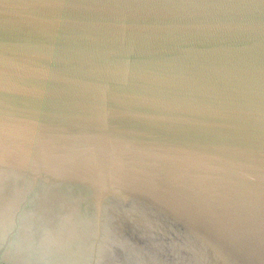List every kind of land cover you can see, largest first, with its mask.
I'll use <instances>...</instances> for the list:
<instances>
[{
  "label": "water",
  "instance_id": "1",
  "mask_svg": "<svg viewBox=\"0 0 264 264\" xmlns=\"http://www.w3.org/2000/svg\"><path fill=\"white\" fill-rule=\"evenodd\" d=\"M0 264H264V0H0Z\"/></svg>",
  "mask_w": 264,
  "mask_h": 264
}]
</instances>
